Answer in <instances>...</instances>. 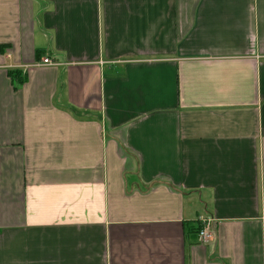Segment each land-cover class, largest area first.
<instances>
[{
	"label": "crops",
	"instance_id": "crops-1",
	"mask_svg": "<svg viewBox=\"0 0 264 264\" xmlns=\"http://www.w3.org/2000/svg\"><path fill=\"white\" fill-rule=\"evenodd\" d=\"M0 264H264V0H0Z\"/></svg>",
	"mask_w": 264,
	"mask_h": 264
},
{
	"label": "built area",
	"instance_id": "built-area-1",
	"mask_svg": "<svg viewBox=\"0 0 264 264\" xmlns=\"http://www.w3.org/2000/svg\"><path fill=\"white\" fill-rule=\"evenodd\" d=\"M43 64H53V62L46 58L43 60ZM213 222L211 221V219L209 221H204L203 222V227L199 232V236H200V241L202 243H209L213 237Z\"/></svg>",
	"mask_w": 264,
	"mask_h": 264
}]
</instances>
